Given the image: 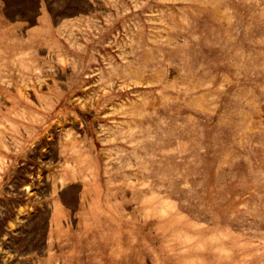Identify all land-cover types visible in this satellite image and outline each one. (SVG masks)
Listing matches in <instances>:
<instances>
[{"label":"rangeland","instance_id":"obj_1","mask_svg":"<svg viewBox=\"0 0 264 264\" xmlns=\"http://www.w3.org/2000/svg\"><path fill=\"white\" fill-rule=\"evenodd\" d=\"M0 264H264V0H0Z\"/></svg>","mask_w":264,"mask_h":264}]
</instances>
